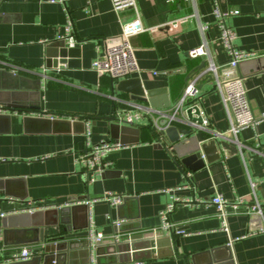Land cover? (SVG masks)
Wrapping results in <instances>:
<instances>
[{
  "label": "crops",
  "instance_id": "obj_1",
  "mask_svg": "<svg viewBox=\"0 0 264 264\" xmlns=\"http://www.w3.org/2000/svg\"><path fill=\"white\" fill-rule=\"evenodd\" d=\"M216 5L222 11L238 10L227 17L236 33L234 47L256 55L241 60L237 68L254 114L264 113V0H138V15L148 29L130 38L141 69L133 77L145 90L159 89L155 102L163 105L165 100L170 107L188 80L209 62L205 56L191 57V48L206 40L213 63L228 68L232 56L221 40L213 13ZM181 16L189 18L176 28L167 24ZM134 18V9L116 11L112 0H0V91H14L8 89L18 84L14 78H25L30 87L24 101L41 107L39 113L9 109L5 112L10 116L0 118V196L32 200L43 205L42 210L75 204L79 211L69 226L79 230L66 233L63 224L45 226L48 237L63 233L89 239L90 229L100 230L105 234L100 243L111 245L142 233L143 238L135 239L140 248L160 227V211L177 199L169 216L181 231L171 235L173 254L155 256L153 244L148 251L132 250L134 257L130 251L128 259L127 254L97 259L94 253L92 264H264V228L251 230L245 213L257 201L263 206L264 222V120L238 133L241 148L229 141L237 147L234 153L224 150L218 137L219 157L207 161L203 156L205 165L194 171L180 164L172 153L175 145L155 133L147 114L134 123H120L119 113L151 103L132 98L119 89L122 79L92 70L91 64L120 40L124 24ZM201 22L208 28L202 30ZM67 27L72 43L62 37ZM63 41L71 54L48 67L46 46ZM7 73L15 82L5 79ZM198 85L201 110L211 121L212 133L182 135L181 155L230 126L213 80L207 75ZM87 129L91 145L112 140L123 144L106 155L105 170L92 182L78 161L88 147ZM217 193L230 203L245 198L239 211L227 215L228 230L211 202ZM110 194L124 198L112 204ZM116 220L122 221L119 226ZM115 234H120L119 240ZM34 235L29 228H14L0 235V245H33L39 254L41 243H25ZM75 261L83 263L79 255Z\"/></svg>",
  "mask_w": 264,
  "mask_h": 264
},
{
  "label": "built area",
  "instance_id": "obj_2",
  "mask_svg": "<svg viewBox=\"0 0 264 264\" xmlns=\"http://www.w3.org/2000/svg\"><path fill=\"white\" fill-rule=\"evenodd\" d=\"M56 1V0H51ZM170 2L174 0H168ZM113 7L116 11H122L126 8H132L135 11V18L126 22L123 26L122 35L120 40L117 43L109 44L105 53L97 56L91 64V69L98 71L101 74H106L111 76L114 79H128L133 77L134 74H137L141 71L139 69L136 53L134 52V47L131 43V36L138 32H144L148 28L143 26L141 19L138 15L137 6L138 0H112ZM213 13L217 18L218 26L221 32V40L223 46L229 53L232 58L229 63V67H237L238 63L241 60L249 59L256 55L254 51H244L239 50L234 47V39L236 38V33L233 31L231 26L227 23V17L230 14L238 13V10L222 11L218 5L213 9ZM188 16H181L176 19L169 21L167 24L171 28L178 27L179 23L188 20ZM70 26V25H69ZM202 30L208 28L206 23H200ZM69 27H67V33L62 37L64 39H70L71 43L73 36L69 34ZM70 43V44H71ZM191 57L196 56H205L209 59L208 64L204 69L197 71L185 84L180 97L174 102V104L168 108L158 109L152 105L143 107L139 106L138 108H129L118 114L117 120L120 123H134L143 113L150 116L151 125L155 129H161L160 122L163 118L168 120V124L175 123L177 116L181 113H185L187 109H192L193 117H197L196 111L199 109L202 121L197 122L194 120H189L190 126L201 128L209 133L208 129L210 128L211 121L208 119L201 110L200 105V96H201V87L198 85L199 80L204 76H209L213 83L215 84L216 89L219 91L221 100L224 103L227 118L229 119V129L225 133H216L214 135L219 136L220 138L228 139L230 142H234L239 148L242 147V143L238 140V133L246 127L256 126L259 122L264 120V113L254 114L251 101L248 96V89L244 84L243 80L239 77L229 78L226 76L223 77L222 70L224 67H220L213 63L211 60L210 50L207 47V41L204 40L200 45L191 48L189 51ZM143 112H142V111ZM0 112H3L0 110ZM86 139L88 140V147L86 150L79 154L78 161L83 166V173L86 174L88 181H94L95 176L101 174L105 167L107 166L106 155L114 149H119L123 146L120 141H102L100 143H95V145L90 144V131L87 129ZM251 187L255 189V182H251ZM3 198V197H2ZM109 202L112 204H119L123 200V195H108ZM4 200L10 202H21L23 206L21 208H16L15 212H33L37 209H43L44 206L40 205L32 200L24 201L22 199H15L11 196H5ZM177 199H173L168 202L164 209L159 213L160 217V227L158 229H153V234L160 232L175 234L176 232H181L176 230L175 224L170 220V213L175 208V202ZM211 202L213 206L216 207L217 212L223 216V228L228 230V223H226L227 215L230 210L233 212L239 211L241 203L245 202V198L241 197L234 203H230L221 193H217L212 197ZM245 213L250 215L252 213H263V206L260 205L257 201H253ZM7 213L0 212V217L5 216ZM121 220H116V225L121 224ZM115 240H119L120 234L114 235ZM105 239V234L100 230H92L89 232V240L92 243V246L95 248L98 243L102 242ZM38 253L37 248L33 245L28 246H13L7 247L5 245H0V264H11V262H22L28 261Z\"/></svg>",
  "mask_w": 264,
  "mask_h": 264
},
{
  "label": "water",
  "instance_id": "obj_3",
  "mask_svg": "<svg viewBox=\"0 0 264 264\" xmlns=\"http://www.w3.org/2000/svg\"><path fill=\"white\" fill-rule=\"evenodd\" d=\"M70 52H72V49L66 45L65 41L61 43L58 42L57 44L54 42L49 43L46 46L45 51V54L47 55V66H57L58 62H64L65 57L71 54ZM222 74L224 78L226 76L229 78H242L239 74L238 68L233 66L224 68ZM9 77L10 75L7 73L5 79H10V81L14 82L16 80L18 84L16 83V85L8 86V89L13 88L15 89L14 91L12 89L6 92L0 91V110L3 111L0 112V118L9 117V112H5L9 109L18 112L30 111L33 113H39L41 107L38 104H31L24 101L25 98L28 97L27 93H29L27 92V87H30L28 82H26V79L15 77V80H13ZM118 87L124 92H130L134 99H139L143 102L149 101V103L155 108L163 109L164 106L166 108L169 107V103L165 100H163V105L156 103L154 96L161 91H159V89L145 90L143 86H141L138 77H129L128 79L121 80L118 83ZM35 88H37L36 85L29 89ZM32 93L37 94L38 92L33 90ZM199 113L200 110L198 109L196 111V115L198 116L193 117L192 109H187L185 113H181V115L177 116L175 119L176 121L173 124L167 125L168 120L163 118L160 122V125L163 128L155 129L151 126L160 138H167L171 144L175 145V147L173 146L172 148V153L174 152V154L178 156L180 164L193 171L205 165V158L207 161H211V159L219 157L217 140L219 136L214 134L212 136L216 137L199 143L198 146L192 147L188 152H185L182 155L178 152L181 145L180 143L182 142V135H190L198 130H201L202 132L205 131L199 127L196 128L190 126L189 120L197 122L202 121ZM219 143L224 150L233 153L237 151V147L235 145L231 146L228 139L221 137ZM0 182L2 181L0 180ZM1 189L2 186L0 185V190ZM14 209H16V207L13 202H8L0 196V212L7 213L5 216L0 217V235L3 233L8 234L10 230L14 228L18 230H26L29 228L35 232V235L26 240L25 243L39 242L42 245V251L28 259V261L11 262V264H75V258L78 255L83 261L82 264H92L91 259L94 253L97 259L104 257L105 255L115 256V254L119 257L121 255L126 256L125 254H127L128 259L130 251L133 250L135 252L140 249H147L148 251L153 244L156 245L155 256L162 257L173 254V251L170 249V246L174 242L171 236L172 234L165 233L163 236H155L154 234L149 235L145 238L146 243L141 248L136 245L135 239L143 238L144 234L142 233L133 234L132 236H129L128 239L121 240L120 243L119 241H117L118 243L111 245H102L101 243H98L95 248L92 246V243H90V240L85 238L76 239L73 238L74 236H66L63 233L62 235L54 234L53 236L48 237L45 232V226H61L63 224L64 232L66 233L79 230L80 227L69 226V223L75 218L79 211L75 204H66L59 208H46L44 210L41 209L33 212H15ZM249 222L251 223V230L264 228V222L260 213L250 214ZM117 251L121 253H117ZM133 251L132 254L130 253V257L135 256Z\"/></svg>",
  "mask_w": 264,
  "mask_h": 264
}]
</instances>
